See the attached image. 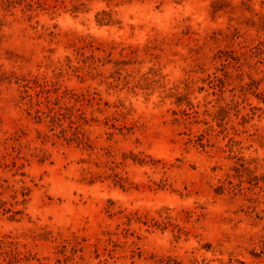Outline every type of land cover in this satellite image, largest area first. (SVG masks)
I'll return each instance as SVG.
<instances>
[{"label": "rangeland", "instance_id": "obj_1", "mask_svg": "<svg viewBox=\"0 0 264 264\" xmlns=\"http://www.w3.org/2000/svg\"><path fill=\"white\" fill-rule=\"evenodd\" d=\"M0 264H264V0H0Z\"/></svg>", "mask_w": 264, "mask_h": 264}, {"label": "trees", "instance_id": "obj_2", "mask_svg": "<svg viewBox=\"0 0 264 264\" xmlns=\"http://www.w3.org/2000/svg\"><path fill=\"white\" fill-rule=\"evenodd\" d=\"M43 90H45V88H43ZM45 93H47L46 90H45ZM59 113H56L53 110L51 111L50 118H51L52 123L56 124V122H57L58 125H61L62 118H64V117L60 118L61 114H59ZM63 137H65V139H68L69 141H73L74 140V141H77L79 143H81V142L84 143L83 142L84 140L79 137V133L78 132H75L74 136L71 137V138L67 137L66 134H64Z\"/></svg>", "mask_w": 264, "mask_h": 264}]
</instances>
